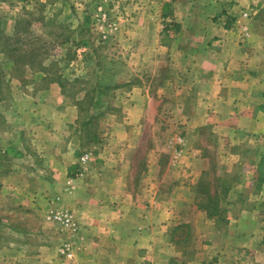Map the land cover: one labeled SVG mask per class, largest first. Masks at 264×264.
I'll return each instance as SVG.
<instances>
[{
    "label": "rangeland",
    "instance_id": "374dc122",
    "mask_svg": "<svg viewBox=\"0 0 264 264\" xmlns=\"http://www.w3.org/2000/svg\"><path fill=\"white\" fill-rule=\"evenodd\" d=\"M144 1L0 0V51L8 50L0 52V264L27 259L38 243L50 247L54 264H264V0L241 7L243 21L236 18L231 29L243 38L249 28L262 35L245 63L249 81L237 91L262 102L239 101L237 111L247 115L227 119L235 132L213 127L219 119H191L196 103L178 100L174 85L164 84L180 80L183 60L168 57L162 45L201 47L207 39L157 30L160 18L173 9L184 14L188 2L193 15L206 16L205 25L224 5L164 0L169 4L142 7ZM150 13L155 18L146 20ZM199 59L190 71L196 80ZM131 87L148 90L154 115L130 132L121 156L133 196L122 195L120 205L136 208L134 227L103 236L98 247L93 236L90 252L73 261L77 206L89 194L95 202L101 197L103 145H128L116 130L127 126ZM258 110L256 127L249 121ZM55 211L71 213L74 228L49 220Z\"/></svg>",
    "mask_w": 264,
    "mask_h": 264
},
{
    "label": "crops",
    "instance_id": "0c3cea01",
    "mask_svg": "<svg viewBox=\"0 0 264 264\" xmlns=\"http://www.w3.org/2000/svg\"><path fill=\"white\" fill-rule=\"evenodd\" d=\"M207 2L214 6L232 5L236 15L233 14L234 17H231V15L229 16V11H226L223 6L218 14L211 15L210 23L205 25L203 22L205 23L207 21L206 16L200 15L199 17L193 15V13H191L192 9L194 10V8L191 7L193 2H188L184 5L186 6V11L188 10L187 12L185 11L184 14L178 15L176 9H173L172 13L160 18L164 21L158 25L157 30L161 33L160 36L167 37L168 33L171 31L173 33L175 32L176 36L182 34L186 36L187 39L202 37V39H207L208 42V45L201 47H194L191 43L188 46L162 45V47L166 48L165 52L168 57H172V55L176 57L178 55L179 58L183 60L182 66L179 69L182 75L178 77L180 80L174 79L172 83L166 82L164 84L174 85V94L178 100L184 98L181 100L186 102V100L190 99L192 102L196 103L194 109L190 110L189 117L191 119H209L212 123L213 118L219 119L215 121L216 123L213 124V127L221 126L222 128H227L229 132H235V123L231 124L227 119H234L235 117L244 119L247 115L245 111H237L236 106L240 103L239 101L248 99L252 106L262 102L261 99L256 96L257 94H254V97L250 95L251 98L249 95L242 97V95L239 94L240 92L237 93V91L241 89L239 86L243 87L246 84L244 82L246 80L249 81L250 76H245V63L249 62L252 57L254 52L252 46H254V44L257 45L255 40H258L259 43V39H262V35L249 28V30L245 29V38H243L241 37L242 35H239L241 29L237 28L235 32L231 30L236 18L237 22L243 21L240 14L241 10L239 9L255 2V0H207ZM233 2H237V4ZM173 3L174 8V6L176 7V1H173ZM183 3H185V1L180 2V5ZM153 4L155 6L161 4L162 6L164 4H169V2L167 3L164 0L160 2L158 0H145L144 3H142V7H150ZM261 5V1L257 0L256 7ZM144 16L146 20L155 18L152 13L145 14ZM142 17L143 16L140 17V20ZM221 21L223 23L222 25L220 24ZM206 26H208V28ZM218 26H220V29H217ZM219 30L221 33L217 34L216 32ZM161 43L163 44L164 41ZM196 54H200L199 60L201 66L198 80L190 76ZM240 76H243V78H240ZM250 81L252 80L250 79ZM256 81L257 80L252 81V84H255ZM199 86L201 89L197 91L196 89ZM124 99L130 101L132 110L126 113L124 119L125 124H127L126 128L116 131L119 132L118 134L126 136V143L128 141V145H103V150L99 156L104 161L101 162V167L98 169L101 171L97 173L98 179H102V187H100L101 197H95V202L92 195L89 194L88 198L83 202L84 204L77 206L76 212L79 231L76 235L75 257L73 261L82 258V255H85V253L89 251L88 246L93 236L95 237L92 241V245L96 243V247H98L103 245L102 240H105L103 236L110 237L113 235V237H116V230L122 228L124 230H131L134 227V224L129 220L132 217V212H134L136 208L123 204L120 205L122 195H126L125 199L133 196L132 192L127 190V185L125 184L127 182L126 179L129 168L126 165L127 160L122 158V152L130 148V132H133L135 129L140 132L146 122L149 123L152 121L154 115L153 112L148 109L147 103L150 97L147 89L142 87L140 90H137L131 87L129 91L126 92ZM259 112L258 110L250 115H253L250 117V125L259 126L260 123H258L256 119L259 118ZM199 124L201 125L202 123ZM236 126H240V124ZM249 132H258V130L250 129ZM115 134L117 133L115 132ZM103 170H106L107 175L104 174L105 172H103ZM106 179H108V185H102ZM84 185L87 189V186L91 184L84 183ZM182 188L185 190V187L182 186H179L178 190L181 191ZM90 190L91 189H89V192H91ZM178 199L180 198L178 197ZM87 200L89 204H86ZM134 230H140V237H142V225L136 224ZM95 232L97 235H93ZM259 242L261 243V241ZM132 243L133 241L130 240L128 244L132 246ZM58 260L59 259L53 255L48 245L45 243H38L30 248L27 259L18 261L16 264H54Z\"/></svg>",
    "mask_w": 264,
    "mask_h": 264
},
{
    "label": "built area",
    "instance_id": "2783aa9c",
    "mask_svg": "<svg viewBox=\"0 0 264 264\" xmlns=\"http://www.w3.org/2000/svg\"><path fill=\"white\" fill-rule=\"evenodd\" d=\"M87 158H88V154L86 153L81 157V160L85 161ZM47 218L51 221H54L68 228H74V225H75L72 214L67 211L51 212L47 215ZM61 251L63 253H66V256L68 257L71 256V253H70V250L67 244L63 245V247L61 248Z\"/></svg>",
    "mask_w": 264,
    "mask_h": 264
},
{
    "label": "trees",
    "instance_id": "16d2710c",
    "mask_svg": "<svg viewBox=\"0 0 264 264\" xmlns=\"http://www.w3.org/2000/svg\"><path fill=\"white\" fill-rule=\"evenodd\" d=\"M3 48H4V47H3ZM3 48H2V51H0V52H1V53H4L5 55H7L8 50H6V47H5L4 49H3ZM9 51H17V48H13V47H11V48L9 49ZM21 51L24 52L23 50H21ZM25 52H26V51H25ZM39 54L42 55V58L45 57L43 51L39 52ZM5 55H4V57H6ZM8 56H9V55H8ZM6 58H7V57H6ZM9 59H10V60H9L10 62H12L13 64H16V63H18V62H17V61H18L17 59H19V58H18V57H17V58H13V57H12V58H9ZM24 64H25V63H24ZM216 206H217V203H215V207H216ZM207 212H208L209 214H212V212L209 211V210H208ZM262 243H264V235H263V237H262Z\"/></svg>",
    "mask_w": 264,
    "mask_h": 264
}]
</instances>
